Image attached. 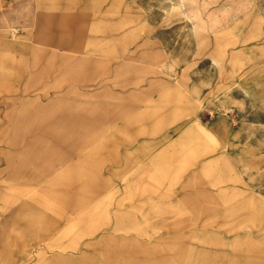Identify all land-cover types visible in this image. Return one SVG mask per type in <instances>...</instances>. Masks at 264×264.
<instances>
[{"label":"rangeland","instance_id":"374dc122","mask_svg":"<svg viewBox=\"0 0 264 264\" xmlns=\"http://www.w3.org/2000/svg\"><path fill=\"white\" fill-rule=\"evenodd\" d=\"M46 2L0 36V264H264V0Z\"/></svg>","mask_w":264,"mask_h":264},{"label":"crops","instance_id":"0c3cea01","mask_svg":"<svg viewBox=\"0 0 264 264\" xmlns=\"http://www.w3.org/2000/svg\"><path fill=\"white\" fill-rule=\"evenodd\" d=\"M45 1V2H44ZM47 0H36L35 2H32L31 0H25V1H21V3H19L17 5V7L12 8L7 14V19L11 22L8 26V29L2 30L0 31V36H11L10 34H13V28H16V26L22 24V25H28L30 26L31 23H33V21H35V19L38 17L39 13H40V7L42 6H47L49 5L48 2H46ZM1 2V1H0ZM1 5V3H0ZM58 5V4H57ZM72 5H75L74 2H72ZM190 16L191 17H197L198 18V13L196 12H190ZM79 18V17H78ZM93 18H89V22L92 21ZM226 21V16L225 15H221L219 18L212 20L211 22H208L206 24H202L203 28H205L207 31L208 30H214L217 27L221 26L224 22ZM77 22H80L79 19L77 20ZM32 33H34L33 31H31ZM35 36V34H33ZM37 35V34H36ZM11 43V44H10ZM8 48H14V44L12 42L8 43ZM9 62V61H8ZM7 62V63H8ZM3 64L0 63V79H9V74H7L4 69H3ZM129 109V107H128ZM121 115V114H118ZM117 114H113L111 116V118L109 120L112 121V117L114 116L115 120L117 118H119ZM118 116V117H117ZM6 142H9V140L7 139ZM2 152V153H1ZM5 152H7L6 148L0 147V156L4 157ZM11 162H9L10 164ZM128 167V166H127ZM232 176H236L235 173H233L232 169L229 168L228 172H227V176L225 178V180L230 184V188L228 190H232L233 188H235L236 190L239 189V185H236L234 182V177ZM217 192L223 197L225 198V192H227V189H219L217 190ZM22 201L19 202L13 209H12V215L11 217L19 221H21L22 223L27 225V222L30 218H27V215H31V213L25 214L23 216L19 215V212L22 209H26L25 207L21 206ZM72 209H74V206L71 207ZM70 207H65L63 212L67 213V211L65 210H69L71 209ZM69 212V211H68Z\"/></svg>","mask_w":264,"mask_h":264}]
</instances>
